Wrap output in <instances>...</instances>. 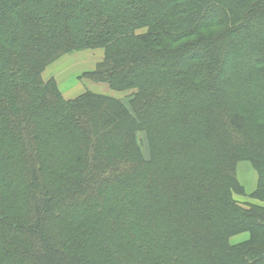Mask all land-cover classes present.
Wrapping results in <instances>:
<instances>
[{
	"label": "trees",
	"instance_id": "16d2710c",
	"mask_svg": "<svg viewBox=\"0 0 264 264\" xmlns=\"http://www.w3.org/2000/svg\"><path fill=\"white\" fill-rule=\"evenodd\" d=\"M0 264H264V0H0Z\"/></svg>",
	"mask_w": 264,
	"mask_h": 264
},
{
	"label": "rangeland",
	"instance_id": "374dc122",
	"mask_svg": "<svg viewBox=\"0 0 264 264\" xmlns=\"http://www.w3.org/2000/svg\"><path fill=\"white\" fill-rule=\"evenodd\" d=\"M139 32H144L141 30ZM102 49L81 50L62 56L51 64L44 72L45 79L54 78L57 82L58 89L66 99L74 98L86 91H94L112 95L117 98L127 99V93L111 90L105 83L93 82L90 79L82 77V74L95 68L96 64L103 58ZM142 135V134H141ZM145 143L146 138L142 135ZM238 177L244 185L245 194L234 193V198L243 206L249 203H258V200L250 198L248 195L256 188L257 174L248 162L238 164ZM231 243L236 242L231 239Z\"/></svg>",
	"mask_w": 264,
	"mask_h": 264
},
{
	"label": "crops",
	"instance_id": "0c3cea01",
	"mask_svg": "<svg viewBox=\"0 0 264 264\" xmlns=\"http://www.w3.org/2000/svg\"><path fill=\"white\" fill-rule=\"evenodd\" d=\"M75 97V96H74ZM73 98V97H71ZM257 181V180H256ZM249 238L248 234L244 233V234H241V235H238V236H235L233 238L234 241L236 242H242V241H245Z\"/></svg>",
	"mask_w": 264,
	"mask_h": 264
}]
</instances>
